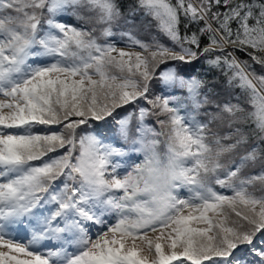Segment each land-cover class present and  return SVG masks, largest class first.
<instances>
[{
    "label": "snow or ice",
    "instance_id": "6c2138e0",
    "mask_svg": "<svg viewBox=\"0 0 264 264\" xmlns=\"http://www.w3.org/2000/svg\"><path fill=\"white\" fill-rule=\"evenodd\" d=\"M0 97V264H264V0H0Z\"/></svg>",
    "mask_w": 264,
    "mask_h": 264
},
{
    "label": "trees",
    "instance_id": "16d2710c",
    "mask_svg": "<svg viewBox=\"0 0 264 264\" xmlns=\"http://www.w3.org/2000/svg\"><path fill=\"white\" fill-rule=\"evenodd\" d=\"M124 3H125V7H127V4L129 3V0H124ZM72 23L73 24H82L83 21H77L74 17L72 18ZM148 24H151V27H142L139 23V17H137V29H136V33L137 35H139L141 38L143 39H148L150 38V36H157L159 37L164 43L166 44H169L171 45V42L167 40L166 37H164L162 35V33L158 32L157 28L155 27V21H152L151 18H148V21L146 22ZM197 29V25L195 24H189L187 29L184 27V23L182 22L181 25H180V30H181V34H185V32H187L188 34H191L192 32L196 31ZM97 35H99V33H97ZM115 41H118L119 43L118 44H121V43H124L119 35H117L116 37L114 38H111ZM201 41H202V46L203 44H206L207 43V38L206 37H202L201 38ZM98 42H103V38H101ZM230 51H235V54L237 55V57L241 60H245V59H248L250 61V58L245 54V53H242L240 51H236L235 49H229ZM251 62V61H250ZM170 64H179L180 67L182 68H186L189 70V72H191V69L189 66L187 65H183V64H180L179 62H169ZM256 67V70L257 72L259 73L261 70L259 68V66H255ZM197 69L198 71L197 72H192L191 74H196V75H201L203 76L204 78L208 79L210 81V83L214 84L216 86V91L218 93L221 94V99H232L233 102H236V99L237 98H241V91L239 88H231L228 86L227 84V77L221 72V70L219 69H209L208 66L206 64L203 63V60L197 62ZM158 90V85L154 86L153 87V91H157ZM178 91V94H182L180 93L179 90ZM132 107L133 106H126V109L127 111H131L132 110ZM120 111L122 114L125 113V109H120L118 110ZM156 121V117L154 116H149L146 118L145 120V123L146 124H149L150 126H154L156 127L158 130H159V125L155 123ZM98 126H104L106 127V125H104L103 122H91L90 125H84L82 126V128H86L88 129V131H91L92 129L98 127ZM48 130V126H43V125H38L36 126L33 131H47ZM78 132H80V130L78 129ZM81 134H83L81 132ZM161 141H163L165 138L164 137H160ZM161 154H163V152L165 151V148H164V144L161 143L159 146H158V149H157ZM135 152H129V155L128 157H130L131 155H134ZM142 159H143V156H142ZM34 163H39L38 161L37 162H34ZM213 187L218 191L219 190V185H215L213 184Z\"/></svg>",
    "mask_w": 264,
    "mask_h": 264
},
{
    "label": "rangeland",
    "instance_id": "374dc122",
    "mask_svg": "<svg viewBox=\"0 0 264 264\" xmlns=\"http://www.w3.org/2000/svg\"><path fill=\"white\" fill-rule=\"evenodd\" d=\"M118 47H124V43L118 44ZM125 50H127V49H125ZM0 98H2V97H0ZM121 159L127 160L129 164L130 163H139L142 160V155H138L137 153H135L134 155H131L130 157H124V158H121ZM125 168H127V165H125L124 167H122L120 169V171L123 172L125 170ZM218 191L219 192H222L224 194H227V195H230L231 194L228 190L221 189L220 187H219V190ZM183 195L184 196H187L188 195V193H187L186 190L183 191ZM114 222L115 221L113 220L112 223H114ZM96 231H97L96 228H92L91 229V232H92L93 235L95 234ZM20 235L22 236V235H24V233L21 231L20 232ZM176 264H178V262H176Z\"/></svg>",
    "mask_w": 264,
    "mask_h": 264
}]
</instances>
